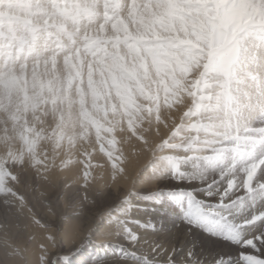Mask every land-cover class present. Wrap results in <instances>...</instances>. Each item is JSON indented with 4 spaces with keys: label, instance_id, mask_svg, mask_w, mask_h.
Returning <instances> with one entry per match:
<instances>
[{
    "label": "snow or ice",
    "instance_id": "snow-or-ice-1",
    "mask_svg": "<svg viewBox=\"0 0 264 264\" xmlns=\"http://www.w3.org/2000/svg\"><path fill=\"white\" fill-rule=\"evenodd\" d=\"M0 264H264V0H0Z\"/></svg>",
    "mask_w": 264,
    "mask_h": 264
}]
</instances>
